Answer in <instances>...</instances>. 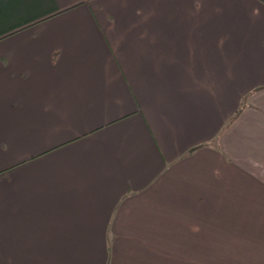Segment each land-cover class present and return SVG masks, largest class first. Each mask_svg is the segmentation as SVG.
Here are the masks:
<instances>
[{
	"label": "crops",
	"instance_id": "1",
	"mask_svg": "<svg viewBox=\"0 0 264 264\" xmlns=\"http://www.w3.org/2000/svg\"><path fill=\"white\" fill-rule=\"evenodd\" d=\"M0 264H264V0H0Z\"/></svg>",
	"mask_w": 264,
	"mask_h": 264
},
{
	"label": "snow or ice",
	"instance_id": "2",
	"mask_svg": "<svg viewBox=\"0 0 264 264\" xmlns=\"http://www.w3.org/2000/svg\"><path fill=\"white\" fill-rule=\"evenodd\" d=\"M31 2V0H20V3L24 6L28 5Z\"/></svg>",
	"mask_w": 264,
	"mask_h": 264
},
{
	"label": "trees",
	"instance_id": "3",
	"mask_svg": "<svg viewBox=\"0 0 264 264\" xmlns=\"http://www.w3.org/2000/svg\"><path fill=\"white\" fill-rule=\"evenodd\" d=\"M241 110V109H240ZM240 110L237 112V114L240 112Z\"/></svg>",
	"mask_w": 264,
	"mask_h": 264
}]
</instances>
